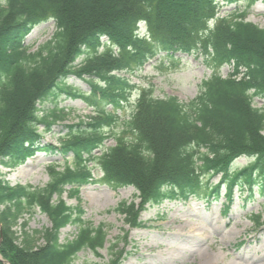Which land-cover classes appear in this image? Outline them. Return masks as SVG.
<instances>
[{"label": "trees", "instance_id": "16d2710c", "mask_svg": "<svg viewBox=\"0 0 264 264\" xmlns=\"http://www.w3.org/2000/svg\"><path fill=\"white\" fill-rule=\"evenodd\" d=\"M235 3L239 0H224ZM258 0H249L250 4ZM219 0H4L0 4V165L14 169L46 151L73 158L72 166L49 167L51 180L44 188L12 187L0 170V264H73L90 250L97 256L105 249L108 228L83 220L78 205L68 206L63 195L76 197L80 189L96 183L89 167L95 164L103 180L115 187H133L140 203L122 202L116 212L132 229L149 207L166 201H188L204 191L208 200L219 199L223 187L233 201L235 187H255L264 193V28L246 21L247 13L219 16ZM53 20L54 38L36 52L24 42L34 28ZM145 23L147 34L138 33ZM103 49V51H100ZM161 53L181 61L177 54L203 58L212 71L199 94L190 102L176 97L158 98L153 89L138 94L135 110L125 123L130 139L118 138L106 148L100 129L111 127L115 111L128 103L135 88L129 79ZM85 56V61H77ZM232 66L223 78L220 71ZM89 80L93 97L87 99L98 117L89 136H74L61 146L44 143L45 132L61 120L40 115L39 105L66 93L69 77ZM109 105L114 113L104 107ZM97 152V154H95ZM249 164L235 169L240 158ZM60 166V164H59ZM220 177L218 184L211 180ZM56 197V199H55ZM34 208L52 223L45 231L23 232L14 228ZM264 228L262 214L250 217ZM75 225L78 234L61 243V230ZM23 230L27 222L22 224ZM39 239L42 245H37ZM116 243L111 245L114 250ZM123 252L113 253L109 264H121Z\"/></svg>", "mask_w": 264, "mask_h": 264}, {"label": "rangeland", "instance_id": "374dc122", "mask_svg": "<svg viewBox=\"0 0 264 264\" xmlns=\"http://www.w3.org/2000/svg\"><path fill=\"white\" fill-rule=\"evenodd\" d=\"M4 4V0H0ZM233 11L238 13L247 11V21L264 28V1L260 0L254 6L248 7L247 0H240L237 4L227 5L221 2L220 14L227 15ZM57 32L54 21H48L37 26L25 39V46L30 52H36L51 41ZM150 60L143 68L134 74L119 73L130 79L135 89L128 104L116 110V122L110 128L100 129L107 136L105 147L115 145L118 138L130 139L126 132L125 123L134 111V102L142 89H153L158 98L177 97L184 103L193 100L200 92L202 81L212 74L205 65L203 58L196 56L177 55L181 61H171L165 54H160ZM86 57L82 56L77 64L80 65ZM232 73V67L224 66L221 75L227 77ZM82 93L85 97L72 98L64 93L58 97L49 98L39 105L40 115L51 117L53 113L61 116L51 129L44 131V143L50 146H61L74 136H89L93 129L89 126L95 123L97 116L95 108L86 99H91V86L88 82L77 77H69L64 82V90ZM254 106L264 107V100L256 98ZM107 111L112 107L106 105ZM249 159L240 158L234 163V168L246 166ZM60 164V170L65 166H72L73 158L64 159L61 156L41 151L27 161L26 164L5 169L0 165L3 178L10 186L46 187L51 178L48 168ZM96 183L83 186L78 196L70 197L68 193L63 199L68 206H80L85 212L83 220L93 227L105 225L108 228V243L97 256L90 250L80 252L73 264H109L113 253L123 252L121 264H264V228L254 226L250 217L262 214L264 217V194L258 195V188L254 189V196L249 191L235 188L233 203L228 213H224L227 205L226 188H222L223 195L218 199L207 200L204 191L199 192L189 201H166L159 206L149 207L143 212L139 220L145 225L140 229H132L125 224V216L116 212L122 202L133 201L138 205L137 195L133 187H115L103 180V173L95 165L89 166ZM217 184L219 177L211 180ZM56 199V197H55ZM27 222L23 230L22 224ZM52 227L49 218L39 208H34L26 214L14 228L21 239L23 232L30 235L34 231H45ZM78 234V227L70 225L61 230V243L72 241ZM37 245H42L39 239ZM116 243L114 250L111 245ZM1 259V258H0Z\"/></svg>", "mask_w": 264, "mask_h": 264}]
</instances>
